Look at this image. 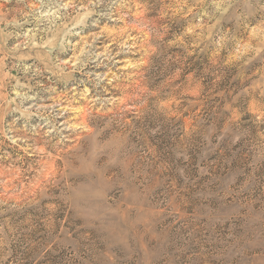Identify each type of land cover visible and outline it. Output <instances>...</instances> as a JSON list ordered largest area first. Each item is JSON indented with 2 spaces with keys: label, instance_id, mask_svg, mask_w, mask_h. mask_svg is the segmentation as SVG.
<instances>
[{
  "label": "rangeland",
  "instance_id": "374dc122",
  "mask_svg": "<svg viewBox=\"0 0 264 264\" xmlns=\"http://www.w3.org/2000/svg\"><path fill=\"white\" fill-rule=\"evenodd\" d=\"M0 264H264V0H0Z\"/></svg>",
  "mask_w": 264,
  "mask_h": 264
}]
</instances>
